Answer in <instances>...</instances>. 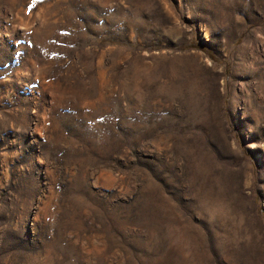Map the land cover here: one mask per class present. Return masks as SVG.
<instances>
[{"label":"rangeland","instance_id":"obj_1","mask_svg":"<svg viewBox=\"0 0 264 264\" xmlns=\"http://www.w3.org/2000/svg\"><path fill=\"white\" fill-rule=\"evenodd\" d=\"M0 264H264V0H0Z\"/></svg>","mask_w":264,"mask_h":264}]
</instances>
